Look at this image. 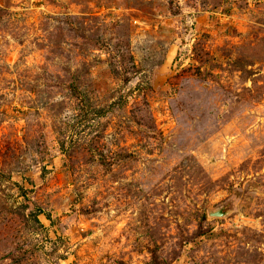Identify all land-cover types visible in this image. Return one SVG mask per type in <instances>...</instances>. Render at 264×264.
<instances>
[{
  "label": "rangeland",
  "instance_id": "obj_1",
  "mask_svg": "<svg viewBox=\"0 0 264 264\" xmlns=\"http://www.w3.org/2000/svg\"><path fill=\"white\" fill-rule=\"evenodd\" d=\"M0 264H264V0H0Z\"/></svg>",
  "mask_w": 264,
  "mask_h": 264
}]
</instances>
